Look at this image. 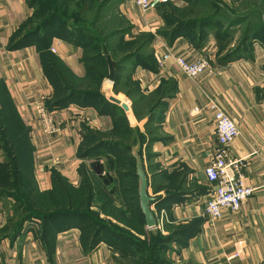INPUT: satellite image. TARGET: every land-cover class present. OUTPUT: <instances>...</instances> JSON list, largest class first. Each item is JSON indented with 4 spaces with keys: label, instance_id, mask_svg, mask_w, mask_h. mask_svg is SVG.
Masks as SVG:
<instances>
[{
    "label": "crops",
    "instance_id": "obj_1",
    "mask_svg": "<svg viewBox=\"0 0 264 264\" xmlns=\"http://www.w3.org/2000/svg\"><path fill=\"white\" fill-rule=\"evenodd\" d=\"M242 1L202 0L197 5L201 0H164L155 11L144 13L132 0H122L129 33L110 39L109 50L117 42L131 43L141 36L150 40L122 64L119 108L76 97L64 108L50 110L57 128L50 136L35 118L36 105L48 107L54 98L45 65L57 59L74 77L85 78L84 51L75 42L80 34L58 35L54 24L47 37L41 33L14 48L17 33L34 10L28 0H0V114L9 106L17 125L6 127L14 138L12 162L4 145L8 144L0 141V264L111 263L107 241L93 246L76 223L56 222L41 232L25 224L18 215L21 208L11 169L18 184L29 177L35 193L46 197L56 192V181L81 189L86 177L93 178L103 191L111 192L118 207L125 208L122 181L128 172L121 170L118 158L133 161L121 149L128 146L121 136L124 127L146 136L142 152L149 194L157 199L151 209L155 215L167 213L164 235L176 237L179 264H264V43L258 38L264 21L222 13ZM210 2L218 14L202 11ZM227 40L241 41L228 52L238 51L231 59L219 52ZM158 43L167 46L161 53L170 50L189 62L203 54L211 65L202 76L190 79L173 58L157 57ZM126 54L116 56V61ZM134 93L151 100L147 118L136 117ZM211 103L237 125L240 135L232 144L231 157L244 161L245 184L256 190L240 211H228L218 220L205 214L214 193L205 170L212 166L217 148Z\"/></svg>",
    "mask_w": 264,
    "mask_h": 264
},
{
    "label": "rangeland",
    "instance_id": "obj_2",
    "mask_svg": "<svg viewBox=\"0 0 264 264\" xmlns=\"http://www.w3.org/2000/svg\"><path fill=\"white\" fill-rule=\"evenodd\" d=\"M40 1L41 2L38 1L37 7L33 9L34 11L29 20L28 29L25 30L26 33L41 26L50 12H47L48 8L45 7V3L50 0ZM121 2L122 0H106L107 6L101 11V19L98 21L97 28L106 32L120 28V30L125 31L126 34L129 33L128 25L124 21L125 19L121 13ZM205 9L209 10L210 6L205 7ZM230 12L231 15H226ZM249 12L256 14L259 17V21H264V0H243L237 4L234 2L232 8L222 9L224 15L234 16V18L241 17ZM82 20L92 21L93 15L90 13L84 14ZM261 25L264 26V24H260L259 26ZM262 29H259V32L262 33L258 35V38L264 43V28ZM256 31L257 29H255V32ZM239 42L241 41H224L219 48V52H222L223 56L228 55L230 50L239 46ZM118 44H120V42L114 44L112 48H117ZM132 48H135V46H124L125 50ZM117 54L120 53L117 52ZM75 88H80L83 92L94 93L93 95H99L101 97L99 103L106 108H119L115 101L119 100L122 102V99L117 100V93L113 91L111 84L108 82L105 88L101 87L100 89H98L99 86L97 82L93 80L84 84H77ZM55 92L57 96H65L60 85L57 87L55 86ZM133 97L136 99V101L133 102L135 103L134 112L136 116L147 118L149 114L148 111L152 106L151 100L142 97L139 93H134ZM3 113L4 115L0 114V141L8 144L7 146L6 144L4 145L8 152V158H10V161L12 162L13 152H11V150L13 151V149L11 144L14 138L8 136L6 127L8 125L16 127L17 125L13 119V113L9 106L8 112L5 111ZM16 131H18V129H16ZM129 143L131 144V142ZM128 170L135 171L132 165L128 167ZM15 178L16 176L14 174L13 179L15 180ZM136 181V177H131L123 180L122 184L133 186ZM89 182L90 191L85 189L79 190L70 185H63L56 194L46 197L35 193V191H33L34 185L31 178L24 177L22 183H15L16 192L18 193L17 197H19L20 205L22 207L21 212L18 213V215L20 219H28L25 224L30 223V225H34L38 232L43 231L46 223L50 222V220L60 222L72 221L83 227L84 237L86 239L89 238V240H91V238L98 232L97 225H100V228L106 232V237L112 248V260L110 264L180 263L179 245H174L173 241L169 244H160L159 242L163 239L162 235L158 234L156 230L149 231L148 229H144L142 223L139 224V222H141L140 217H136V219L133 220L134 216L130 213H126L125 208L121 209L117 206V200L112 199L111 192L107 193L108 195L103 193L99 181L90 178ZM107 182L110 183V181H105V183ZM91 190H97V193L95 194L96 200L89 204V194L91 193ZM29 191L33 192L31 193L32 201L27 200L29 197ZM106 201L108 202L106 212L101 213V206ZM32 217L33 219H31Z\"/></svg>",
    "mask_w": 264,
    "mask_h": 264
},
{
    "label": "trees",
    "instance_id": "obj_3",
    "mask_svg": "<svg viewBox=\"0 0 264 264\" xmlns=\"http://www.w3.org/2000/svg\"><path fill=\"white\" fill-rule=\"evenodd\" d=\"M38 1L41 2L40 0H38ZM38 1L28 0V3L31 6V8L34 9L37 7ZM201 3H202V0H201V2H198L197 5H200ZM106 6H107L106 0H50V1L45 3V7L48 8L47 12H49V11L50 12L46 16V20L43 21L42 25L35 28L34 30H30L29 33H26L25 30L28 29V25H29V21H28L26 23V25H24L22 27V29L17 33V35L15 37L16 42H15L14 48H18L19 46H21L25 42L39 36L42 32H44V33H42V34H44L43 36L47 37L49 32H50L49 31L50 27L54 24H56L59 28L58 35H62L63 33H68L69 31L74 32L76 34H80V36L75 40V42H76V45L78 47H81L84 51L83 63H84L85 68H86V77L78 79V78L74 77V75L59 60H57V59L48 60L46 65H45L44 70H45V73H46L48 79L50 80V82L53 86V89H54V98L50 101V103L47 107V109L49 111L64 108L72 99H74L76 97H81L85 101L89 100V99L90 100H92V99L100 100L101 97L99 95H93L94 93L83 92L80 90V88H75V86L77 84H84L86 82L93 80V81L97 82V84L99 86L98 89L101 88L104 80H106L108 75H109V71H108L107 62H106L105 58L102 56V47H101L100 39L103 38L108 44L110 39H112L113 37H116L118 35L124 36L126 34V32L123 30H120V28L119 29H113L112 31H109V32H106V31H103V30H100L99 28H97L98 21H99V19H101V11L104 8H106ZM208 6H210L209 10L205 9V7H204L202 9V11L204 10L205 12H209V14H210L211 10L214 8H212L211 2L208 4ZM212 11H213V15L218 14V11L216 9H214ZM87 13H90L93 15L92 21H83L82 20V16L84 14H87ZM244 16L254 18L257 15L254 14L253 12H249L247 14L242 15L241 17H238L237 19L242 18ZM211 18H208V20H212ZM128 29H129V27H128ZM249 29H252V28H249ZM251 31L252 30H249L248 32H251ZM149 40H150V36H148V35L141 36L135 42L126 43V42L122 41V42H120V44L117 45V48H115V49L112 48V51L110 50L112 57L114 58L115 61H116V56L117 57L120 56L121 53H123V52L127 53L121 60L116 61L118 63V65L116 66L117 76H116V80L114 83V92H116V93L118 92L117 87H118L119 82H120L119 79H120V74L122 72V64L126 63L129 59L134 58L136 55H138L139 52L144 48V46L147 45ZM125 45L131 46V47L135 46V48L125 50L124 49ZM108 47H109V44H108ZM117 52H119L120 54H117ZM237 53H238L237 50L230 53L228 55L229 57L227 56L228 59L233 58ZM50 68H51V72H50ZM58 85L61 86V89L65 93V96L60 97V96L56 95L55 86L57 87ZM133 109H135V103H133ZM148 115H150V113ZM137 118L140 119L139 116ZM125 129L126 128L124 127V130L121 131V136H123V139L128 142V146L121 145V147H122L121 149L123 152H126L127 154H131V159L133 162L126 163V160L124 158H118V160L122 162L120 164V168H122L121 170L128 172V174H126L127 177L123 178L124 180L131 178V177L137 178V181L135 182V184L133 186L122 184V189H123L122 192L124 195L125 210H126V213H130L132 216H134L133 220H135L136 217H140L141 222H139V224L142 223V227L144 229H146L145 217L142 214V211L140 208V201H139V195H138V177L136 175V162H135L134 158L132 157V153H131L132 147L137 142V138L139 137V139L142 142V146H144V144L147 143L146 136L141 134L139 130L132 131V130L128 129L126 132ZM146 129H148L147 126H146ZM147 133L149 134V132H147ZM150 141H152V139H150ZM129 142H131V144ZM85 152H86L85 150H82L81 154L84 155ZM141 155L143 157V152L141 153ZM143 160H144V157H143ZM13 162H14V159H13ZM130 165L133 166V169L135 171H129L128 170V167ZM144 168H145V165H144ZM11 171H13L12 177L15 174V176H16L15 183H17V181H16L17 180V173H15V169H11ZM89 180H90V178L86 177L84 179V183L82 185V188L79 190L85 189V190L90 191ZM63 185H67V183L56 181V192L53 194H56L57 191L60 189V187H62ZM14 186H15V184H14ZM34 189H35V187H34ZM34 189H33V191H35ZM96 191L97 190H95V191L91 190V193L89 194V204L93 203V201L96 200V195H95L97 193ZM31 193H33V192L29 191V197L32 196ZM103 193L108 195L105 191H103ZM53 194H51V195H53ZM51 195H49V196H51ZM17 196H18V194H17ZM17 196H16V198L19 200L17 202L18 208H22L20 205V199ZM107 204H108L107 201L102 204L101 213L106 212ZM121 209H123V208H121ZM31 219H33V217ZM27 221H28V219H23L24 223ZM56 222L62 223V224H68V223L73 224L74 223L72 221L71 222L70 221L60 222V221L50 220V222L46 223L44 229H46L49 225L50 226L53 225ZM77 226H79V228H81V230L83 232V227L81 225H78V224H77ZM99 228H100V225H97L98 232L91 238V244L93 246L98 241H100L101 239H105L107 241V243L109 244L108 238L106 237V232L102 228H100V229ZM157 233L162 235V238H163L162 241L159 242L160 244H162V243L169 244L171 241L176 240V237L174 235H168L165 237V235H163L161 232L157 231ZM87 239L89 240V238H87ZM155 244H156V241H155Z\"/></svg>",
    "mask_w": 264,
    "mask_h": 264
},
{
    "label": "built area",
    "instance_id": "obj_4",
    "mask_svg": "<svg viewBox=\"0 0 264 264\" xmlns=\"http://www.w3.org/2000/svg\"><path fill=\"white\" fill-rule=\"evenodd\" d=\"M144 13L155 11L164 0H132ZM166 44L158 43L157 57L162 61L174 59V63L179 70L190 79H197L202 76L210 67L211 61L205 55L198 56L194 61H187L184 58L176 57L167 50ZM56 53L55 49H52ZM214 111V124L216 128L217 148L214 153V161L211 167L205 170L208 180L214 184V193L210 201L207 202L205 214L212 220L221 219L224 213L238 212L245 201L250 199L255 189L245 184V167L243 160H236L231 157V147L239 137V129L234 121L216 104H210ZM35 118L42 124L43 132L46 135H54L57 131L53 114L47 109L45 104H37L35 107ZM156 231L165 233L168 223V215L163 210L156 214Z\"/></svg>",
    "mask_w": 264,
    "mask_h": 264
},
{
    "label": "water",
    "instance_id": "obj_5",
    "mask_svg": "<svg viewBox=\"0 0 264 264\" xmlns=\"http://www.w3.org/2000/svg\"><path fill=\"white\" fill-rule=\"evenodd\" d=\"M101 47H102V56L105 58L108 66L109 75L107 80L110 84L114 85L116 80V66L118 63L112 57L110 53L109 47L107 42L101 38ZM116 104H120L119 101H115ZM124 109L127 107L123 106ZM142 142L137 138L136 144L132 147V157L136 162V175L138 177V195L140 201V208L142 214L145 217L146 227L148 230L152 231L157 228V221L154 212L152 211L151 207L154 203L157 202V199L153 198L149 194L150 182L146 170L144 168V160L141 155L142 153Z\"/></svg>",
    "mask_w": 264,
    "mask_h": 264
}]
</instances>
